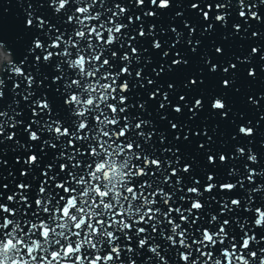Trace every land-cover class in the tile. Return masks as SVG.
I'll return each instance as SVG.
<instances>
[{
  "label": "snow or ice",
  "instance_id": "obj_1",
  "mask_svg": "<svg viewBox=\"0 0 264 264\" xmlns=\"http://www.w3.org/2000/svg\"><path fill=\"white\" fill-rule=\"evenodd\" d=\"M0 47V264H264V0H3Z\"/></svg>",
  "mask_w": 264,
  "mask_h": 264
},
{
  "label": "clouds",
  "instance_id": "obj_2",
  "mask_svg": "<svg viewBox=\"0 0 264 264\" xmlns=\"http://www.w3.org/2000/svg\"><path fill=\"white\" fill-rule=\"evenodd\" d=\"M11 62V57L8 54V52L0 47V65L5 64V63H10Z\"/></svg>",
  "mask_w": 264,
  "mask_h": 264
},
{
  "label": "water",
  "instance_id": "obj_3",
  "mask_svg": "<svg viewBox=\"0 0 264 264\" xmlns=\"http://www.w3.org/2000/svg\"><path fill=\"white\" fill-rule=\"evenodd\" d=\"M3 0H0V3H2ZM20 3H25V2H31V3H39L40 0H19ZM176 3H180V0H175ZM17 3V0H10V5H15ZM6 7L9 5H5ZM180 10V9H177Z\"/></svg>",
  "mask_w": 264,
  "mask_h": 264
}]
</instances>
